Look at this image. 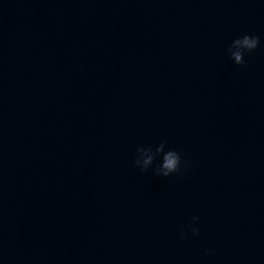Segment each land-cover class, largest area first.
<instances>
[{"label":"water","instance_id":"water-1","mask_svg":"<svg viewBox=\"0 0 264 264\" xmlns=\"http://www.w3.org/2000/svg\"><path fill=\"white\" fill-rule=\"evenodd\" d=\"M0 264H264V0H0Z\"/></svg>","mask_w":264,"mask_h":264},{"label":"clouds","instance_id":"clouds-1","mask_svg":"<svg viewBox=\"0 0 264 264\" xmlns=\"http://www.w3.org/2000/svg\"><path fill=\"white\" fill-rule=\"evenodd\" d=\"M260 44V37L256 35L244 34L234 39L228 48L231 60L236 65L245 66V55L253 53L260 47ZM158 159L159 162H157ZM134 164L142 173H147L151 169L155 176L165 178L173 174H180L188 167V162L182 157L181 151L169 148L166 140L161 141L158 145L137 146ZM199 221L198 216H193L191 222L181 230L179 239H188L189 233L192 237H199L201 234V228L198 227ZM215 255L216 252L213 249L204 248L203 256L205 258Z\"/></svg>","mask_w":264,"mask_h":264}]
</instances>
